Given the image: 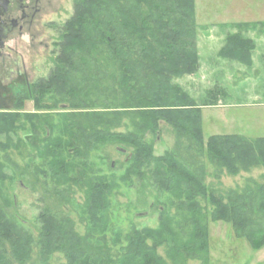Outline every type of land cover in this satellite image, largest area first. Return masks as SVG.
Segmentation results:
<instances>
[{
    "label": "trees",
    "instance_id": "obj_1",
    "mask_svg": "<svg viewBox=\"0 0 264 264\" xmlns=\"http://www.w3.org/2000/svg\"><path fill=\"white\" fill-rule=\"evenodd\" d=\"M248 24H235L238 31L227 36L220 57L253 64L255 41L243 32ZM90 61L91 69L87 68ZM108 63L112 68L109 73ZM199 66L196 0H74V12L63 26L49 76L17 90L15 112L0 111V134L11 139L9 134L21 120L19 109L24 100L32 99L41 107L50 96L53 107L63 101L87 109V78L93 74L98 90L99 77L111 78L110 87L115 88L120 102L110 108L114 110L66 114L57 138L47 135L55 126L52 115L24 116L43 133V139L34 133L32 142L38 155L47 159L52 178L85 186L88 230L81 234L71 216H58L45 208L38 215L40 226L35 235L11 218L0 203V264H27L36 246L43 264H49L56 252L65 256L61 264H168L158 253L161 245L166 246L173 264H186L190 258H202L207 264L209 243L204 220L208 213L212 220L231 223L236 235L246 238L253 248L262 247L264 228L256 227L255 217L264 213V173L262 182L218 192L206 182L205 164L198 163L191 144L197 146L198 155L206 149L209 160L217 166L216 175L223 171L237 175L256 166L264 167V136L248 138L229 133L205 138L201 106L175 82L183 75L195 74ZM75 116L80 118L73 120ZM123 116L130 119L134 130L112 131L111 117ZM161 121L179 137L188 138L187 156L179 147L162 155L154 153V143L147 140V135L157 137ZM106 142H114L126 151L133 146L126 177L149 175L160 191L175 197L173 206L192 227L187 240L181 238L185 225L177 224L161 210L158 228L134 227L126 235L120 253L112 255V248L106 244L112 182L89 172L88 160L90 152ZM0 146L7 149L10 143L0 141ZM67 146L74 148L71 156L64 153ZM9 178L0 156V183ZM202 201L211 205V211ZM115 236L114 243H120L122 232Z\"/></svg>",
    "mask_w": 264,
    "mask_h": 264
},
{
    "label": "rangeland",
    "instance_id": "obj_2",
    "mask_svg": "<svg viewBox=\"0 0 264 264\" xmlns=\"http://www.w3.org/2000/svg\"><path fill=\"white\" fill-rule=\"evenodd\" d=\"M254 5L261 12V8H264V0H196L197 41L201 56L199 70L195 74L183 75L175 79V82L194 98L197 105L201 106L205 138L212 134L229 133L241 134L248 138L264 136V61L261 60V56L256 55L254 66H246L237 61L234 62L235 65L233 63L229 66L232 64L231 60L221 59L217 52L220 47L219 38L238 31L235 24L237 21H246L249 16L246 10L253 8ZM44 8L40 23L34 30V37L20 38L16 59L1 75L0 111L2 112H15L18 89L49 76L54 66V57L59 52V39L63 26L74 12V0H49L44 3ZM227 8H240L239 10L242 11H238L232 18L220 19L221 14L218 11L222 12ZM238 15L240 18H236ZM222 21L231 23L223 27L219 24ZM261 31L262 23H249L243 28L244 36L250 38L260 36ZM104 56L102 55V58ZM92 66L91 61L88 62L87 68L91 69ZM89 69L87 71L91 72ZM111 70L110 66L108 73ZM92 78L93 74L84 84L85 92H88L86 97L90 103L89 108H74L75 106L63 101H57V106L53 107L50 96L41 107H37L34 100L26 99L23 107L19 109L22 114L21 120L16 124L15 131L12 130L9 134L11 139L6 134H0L1 142L10 143L7 149L0 146V156L5 163L6 171L10 174L7 181L0 183V203L11 218L21 222L35 235L38 234L40 226L38 215L45 208H51L58 216H71L75 221L76 229L81 234H85L88 230V217L84 210L86 195L84 185L75 182L70 185V182L56 181L52 178L46 163L47 159L38 155L32 142L34 133L37 132L41 139L44 138L43 133L31 120L25 121L24 116L52 115L55 126L52 128V133L49 131L47 135L57 138L62 129V117L66 114L85 110L108 113L109 110H114L110 108L120 102L117 100L115 88L110 87L113 84L111 78L99 77L100 91L94 87L95 81ZM77 118L80 117L75 116L73 120ZM111 118L114 122L111 126L112 131L134 130V125L127 116ZM35 128H38L37 131ZM66 137L64 136L65 140ZM20 139L22 142H19ZM147 140L153 141L156 155H162L175 147L185 152V156L188 155L186 152L190 144L188 138L179 137L164 121H161V131L158 132L157 137L148 134ZM191 145L194 149L192 153L198 156L196 158L198 163L205 164L206 182L218 192L242 189L253 181H263V166L241 171L237 175L223 171L218 176L215 173L217 166L209 160L206 149L203 150L202 155H198L195 150L197 146L194 143ZM132 150L133 146H129L127 151L123 152L114 142H106L91 151L88 156L91 165L89 172L106 176L109 182H112L106 244L112 248L113 256H117L121 248L126 245L125 237L134 227L158 228L161 210H165L177 224L185 225L182 239L187 240L191 236L192 227L185 221L184 215L176 205L173 206L175 197L172 194L160 191L149 175L144 178L138 175L126 177L129 167L127 160L132 155ZM64 153L69 156L74 153V148L67 146ZM76 158L75 156L73 159ZM195 166L196 163L192 167ZM202 203L207 205V211H211V205L206 204L205 201ZM206 219L204 222L207 225L209 243L207 264H264V245L255 249L246 238L236 235L231 223L212 220L210 213ZM255 220L256 227L264 228V213L257 214ZM118 231L122 232V240L115 244L114 239ZM158 253L167 260L168 264H173L167 257L165 245L158 247ZM38 255L36 246L33 258L27 264H43ZM63 262H65L64 254L56 252L49 264ZM186 264H205V262L202 258H190Z\"/></svg>",
    "mask_w": 264,
    "mask_h": 264
},
{
    "label": "flooded vegetation",
    "instance_id": "obj_3",
    "mask_svg": "<svg viewBox=\"0 0 264 264\" xmlns=\"http://www.w3.org/2000/svg\"><path fill=\"white\" fill-rule=\"evenodd\" d=\"M48 1L0 0V79L18 55L20 38L34 37Z\"/></svg>",
    "mask_w": 264,
    "mask_h": 264
},
{
    "label": "crops",
    "instance_id": "obj_4",
    "mask_svg": "<svg viewBox=\"0 0 264 264\" xmlns=\"http://www.w3.org/2000/svg\"><path fill=\"white\" fill-rule=\"evenodd\" d=\"M239 9H237V8H227L226 10H223L222 12H219L218 11V13H220L222 15V16L220 15L219 18L220 19L223 18V20H226L227 18H232V16H236V13L238 11H242V10H239ZM261 9L262 10L260 12V10H258L255 7V5L253 6V8H247L246 13L249 14V16L247 17L248 19L246 21H237V23H239V22H247V23H252V24H254V23H262L261 35L260 36H257V37H253V39L255 40V45L256 46H255V48H254V50L252 52V58H253V64H252V66H254V64L256 62V55L257 56H261V60L264 61V8H261ZM259 14H261V15H259ZM224 18H226V19H224ZM236 18H240L239 15ZM232 22L235 23V21H232ZM229 23H231V22L230 21H222V22H219L220 26H223V27L224 26H227ZM223 27H220V28L223 29ZM219 39L220 40H218V44H220V47H219V49L217 51L218 54H219V51L224 47V45L226 43L227 35L226 36H222ZM198 50H199V56H200L199 43H198ZM221 59H223V60H230V59L224 58V57H221ZM200 61H201V56H200ZM230 62L232 64H230L229 66H232L235 61L231 60ZM234 65H235V63H234ZM263 106H264V101H263Z\"/></svg>",
    "mask_w": 264,
    "mask_h": 264
},
{
    "label": "water",
    "instance_id": "obj_5",
    "mask_svg": "<svg viewBox=\"0 0 264 264\" xmlns=\"http://www.w3.org/2000/svg\"><path fill=\"white\" fill-rule=\"evenodd\" d=\"M119 150L123 151V152H126V149L125 148H122V147H118Z\"/></svg>",
    "mask_w": 264,
    "mask_h": 264
}]
</instances>
